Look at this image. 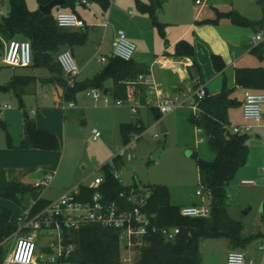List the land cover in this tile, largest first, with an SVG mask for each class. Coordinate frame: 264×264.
<instances>
[{"label": "rangeland", "instance_id": "374dc122", "mask_svg": "<svg viewBox=\"0 0 264 264\" xmlns=\"http://www.w3.org/2000/svg\"><path fill=\"white\" fill-rule=\"evenodd\" d=\"M126 1L129 3L124 9L126 18L116 19L114 17V20H118L119 26H125L123 30L127 37L129 38L128 31H140L144 39L150 43L154 37L159 38L161 34L159 29L154 27L150 14L138 7L137 0ZM148 1L151 3L150 0ZM203 1L201 6L208 11L213 10V7H218L222 11H237L253 21H259L263 17V7L258 0ZM26 3L31 10L39 7L37 0H26ZM155 3L156 18L165 26V33L174 23L186 24L193 20L191 19L192 14L200 7L196 4V0H160L159 3ZM92 5L102 11L98 3L93 2ZM93 7L90 9L81 7L79 10L89 25L88 33L94 36V40L99 38L98 41L102 43H88L83 52L78 51L77 48L71 51L79 71L82 70V73L76 77L78 81L91 78L101 71L106 63L100 62L99 59L102 56L109 57L111 54L108 38L110 32L107 30L111 27L106 29L108 33L104 38L105 29L102 26L94 27V24L96 25L94 20L100 22L102 17L96 18L99 13H95ZM130 9L133 10L134 15L128 13ZM9 10L10 1L0 0V17L7 14ZM140 15L145 17L142 18L145 22L142 21L140 27H135L132 25L133 20L138 19ZM223 21L224 28L221 33L231 40L232 51L242 57L239 65H264V58L259 59L256 55L249 53L250 46L256 44L253 37L261 28L235 24L229 20ZM127 26H130L129 30ZM193 33L194 30L191 35ZM7 41H2L0 35V43L2 42L5 47ZM58 52L59 50L53 53L55 59H57ZM234 71L233 66L226 68L218 82L233 87ZM14 75H30L39 79L30 83L27 91L21 96L24 107L20 105V97L12 90L0 93V118L6 122L5 128L0 126V148L26 150L20 146L24 128L22 118L26 112L31 119L36 121V117L31 114L32 110L38 113L40 128L55 132L60 142L59 150L33 149L32 153L33 150L9 159L6 171L9 178H13L7 180V184L16 181L15 178H21L17 180L33 185L43 173H55L49 188L45 190L35 188L22 199L21 204L12 200H4L0 196V203L13 210L14 218L30 210L33 203L45 191L47 193L43 195L44 197L54 199L80 182L87 186L93 185L95 177L103 173V166L112 161L118 147L123 144L120 123H135L138 119L145 123L146 128L139 133V138L133 148L134 158L114 169V172L119 174L122 183L126 186H134L138 180L144 188L148 184L166 185L170 189L172 202L177 206L202 202V198L196 195L200 188L197 158L213 160L215 154L208 145L206 133L191 121L194 109L190 105L180 106L172 112L161 114L160 118L150 106H143L139 113L132 117L129 101L118 105L113 91L107 94L109 103L105 104L102 99H96L92 94H87L86 90H82L73 99L77 106L70 107V101L63 98V86L57 80H51L54 73L50 67H21L2 63L0 85H7ZM61 76L67 79L64 73ZM108 86H112V81ZM213 86L212 84L210 92H214ZM233 95L243 100L244 90L235 88ZM6 105H10L11 108H5ZM262 117L261 125L258 126L252 121L244 120L240 105L230 110L231 126L252 125L248 139V160L227 185L228 211L232 217L242 223L243 234L249 238V241L245 248L231 246V250H244L247 256L257 264H264V250L259 247L264 243V213L261 212V204L264 201V106ZM162 124L168 129L166 133L161 132ZM95 128L101 132V137L98 139L93 137ZM257 134L261 136V139L256 137ZM8 142L12 146H9ZM159 149H161L160 156L156 161L152 159V155ZM244 179L254 180L256 183L254 185L242 184L241 181ZM38 237L39 255L41 260H45L49 255V242L55 238V235L41 230ZM225 240L227 239H205L201 249L206 264L212 252L210 246L218 245ZM13 243L14 236L5 242L6 254L11 251ZM139 256L140 253L136 247H132L130 251L124 250L122 251L123 264H136Z\"/></svg>", "mask_w": 264, "mask_h": 264}, {"label": "trees", "instance_id": "16d2710c", "mask_svg": "<svg viewBox=\"0 0 264 264\" xmlns=\"http://www.w3.org/2000/svg\"><path fill=\"white\" fill-rule=\"evenodd\" d=\"M10 10L0 17V35L3 40L22 37L28 39L32 44L33 60L30 66L50 67L54 76L51 80H57L63 86V98L70 102L79 91L97 88L104 90L108 87L109 92L113 91L114 97L122 100L139 99L145 102L147 87L137 83L136 79L140 74H148V67L140 62L124 60L112 57L106 62V66L91 78L83 81L75 80L70 85L69 79L63 78V71L54 58L53 53L62 47H72L83 44L88 38L86 25L79 30L64 29L57 25L55 10L63 8L76 12V6L82 0H67L63 5L56 7L49 15L43 14L39 9L31 10L26 0H9ZM52 0H37L39 5H46ZM98 3L104 11H107L112 0H86ZM145 4L137 0L138 7L149 13L154 27L159 29L161 36L166 39L165 26L156 18L155 2L150 0ZM228 19L235 24L251 25L264 28V7L263 17L259 21H253L241 15L237 11H216V17L205 19L200 23L218 24L221 20ZM257 29V30H258ZM252 53L259 59L264 58V44L254 46ZM5 46L0 43V71L2 68V56ZM174 54L189 56L194 59L192 69L200 71L195 61L194 45L181 39L175 44ZM213 61L218 71L226 67L223 57L213 54ZM35 76L15 75L7 85H0V93L12 90L21 97L27 86L36 81ZM112 81V87L109 82ZM235 83L244 88L254 91H264V66L243 67L235 71ZM233 88L224 84L222 90L217 94H209L199 101V113H193L191 121L200 127L207 136V142L215 154L213 160L197 158L199 172V184L212 193L210 201L211 214L208 217H186L180 213L181 206L172 202L170 189L162 184H148L145 189L148 191L146 211L154 215V219L161 225L178 226L180 233L174 240H167L161 235H152L138 250L140 253L136 264H201V244L209 238H225L231 246L245 248L249 238L243 234L242 223L231 216L228 211L227 185L235 176L249 157V134L235 133L230 127L229 110L241 102L231 97ZM24 107L23 101L20 103ZM156 113L157 108L152 107ZM25 121L23 136L20 146L22 148H35L41 150H59L60 142L57 134L53 131L42 129L37 126L35 119L24 112ZM161 117L159 113L158 118ZM0 126L6 127V122L0 118ZM145 124L139 120L135 123H121L120 133L123 143L128 142L135 134L145 130ZM10 141V137H8ZM9 146H12L10 142ZM124 159L114 157L112 164L103 166L104 181L101 184V191L106 199H115L120 192L126 191L130 186L124 185L114 176V169L124 164ZM135 187L138 188L135 183ZM35 187L23 182H9L1 192V198L12 200L21 204L22 199ZM82 198L91 196L93 189L87 185L80 184ZM50 200L39 198L32 205V212L38 211L49 203ZM11 208L0 203V264L6 256L4 244L14 235L18 226ZM77 248L70 260L73 264H123L122 251L119 234L117 231L104 227L100 224H90L79 229L72 230Z\"/></svg>", "mask_w": 264, "mask_h": 264}, {"label": "built area", "instance_id": "2783aa9c", "mask_svg": "<svg viewBox=\"0 0 264 264\" xmlns=\"http://www.w3.org/2000/svg\"><path fill=\"white\" fill-rule=\"evenodd\" d=\"M84 3L90 5V2L86 0ZM197 3H201V0H197ZM130 13H132L131 10ZM55 19L57 25L64 29H81L86 25L85 20L77 12L63 8L55 10ZM253 39L256 43L255 46L264 44V29L257 31ZM135 50L136 44L127 37L125 30L119 29L112 42L110 56H102L99 60L105 63L112 57L131 60ZM32 56L30 40L12 38L6 43L2 62L11 66L26 67L31 65ZM57 61L69 79L70 85H73L80 71L71 50H61ZM136 82L147 87L145 102L141 103L139 100L133 99H118L116 102L118 105H123L129 101L133 113H137L138 108L142 105L155 107L161 114L172 112L180 106L190 105L194 109V113L198 114L199 101L208 95L206 86L201 83H198L189 93L162 95L149 73L140 74ZM90 92L94 98L102 99L105 104L109 103V98L103 90L92 88ZM69 106L73 107L74 103L70 102ZM263 106L264 91L244 90L243 116L246 121L261 125ZM5 108H11V106L6 105ZM32 113L36 114V111L32 110ZM23 121H25V116ZM230 129L235 133L249 134L252 125H236L231 126ZM93 135L94 139H98L101 136L100 130L93 129ZM138 138L139 134H135L128 142L119 146L115 157L123 158L125 162L131 161L134 158L133 148ZM114 176L121 181L117 172H114ZM54 177V172L46 174L37 179L33 185L37 189L45 190L51 186ZM103 181L102 174L95 177L93 185L88 186L93 189L88 198L81 197L80 185H76L67 189L59 197L50 200L38 211L33 213L30 209L17 216L15 221L18 229L13 235L14 243L2 264H73L70 257L77 248V244L73 241L72 230L90 224H100L117 231L125 251H130L132 247L139 249L148 238L155 234L161 235L167 240L176 239L180 228L156 222L154 215L146 211L147 196L137 187L130 186L128 190L120 192L117 198L106 199L101 191ZM241 182L245 185L256 183L250 179H244ZM196 195L202 198V202L183 205L180 208V213L186 217L210 216L212 193L200 186ZM41 230L49 231L55 235V238L49 242V255L45 260H41L38 251L37 240ZM261 249L264 250V243L261 245ZM227 262L228 264H257L247 256L244 250L229 251Z\"/></svg>", "mask_w": 264, "mask_h": 264}, {"label": "crops", "instance_id": "0c3cea01", "mask_svg": "<svg viewBox=\"0 0 264 264\" xmlns=\"http://www.w3.org/2000/svg\"><path fill=\"white\" fill-rule=\"evenodd\" d=\"M139 1L142 3H145V4H148V2H149L148 0H139ZM92 3L93 2H90L89 3L90 5H87L84 3V0H82V2H80L76 6V12L84 20H85V18L82 15V13L80 12L79 8L83 7L85 9H90L93 7ZM203 3H204L203 0H201V3H197V0H196V4L200 5V7H198L196 12H194L192 14L191 19H193V20L187 22L186 24H181V23L172 24V26L167 30L166 39H164L161 36L159 38L154 37V40L152 41V43H150L144 39V36L142 35V33L140 31H133V32L128 31L129 39L132 40L136 44V50H135L133 59L137 62L145 64L148 67L149 74L153 77L155 85H156L158 91L162 95H171L174 93H189L190 91H192L197 86L198 83L205 85L207 92L209 94H217L222 90V88L225 84V83L222 84V83L218 82V80H219L220 76L225 73L226 68L233 66L235 68V71H236V69L243 68V67L264 66V65H258V66H245V65L241 66V65H239V61L241 60L242 57L236 55V53H234L232 51L231 40L229 38L225 37L221 33V30L224 28L222 25L223 20H221L218 24L200 23L199 22V21H202L205 19L215 18L216 17V11L219 10L218 7H213L214 8L213 10L208 11L205 9V7L201 6ZM111 4H113V6H111L107 11H104L103 9L101 11L100 9L97 10L96 8H94V7L93 8L96 11L95 13H99L96 16V18L98 16L102 17L100 22L94 20L95 21L94 23H96V25L94 24V27L102 26L105 29L106 33H104V38L107 37V33H108L107 30L110 32V33H108L109 34L108 38L110 39L109 44L112 48V42L116 38L118 30L119 29H125V28H123L125 26H123V25L119 26L120 24H119L118 20H114V17L116 19L123 18V17L126 18V13H125L124 9H125L126 5L129 3L126 0H112ZM262 7H264V6H262ZM130 10L132 11V13H130ZM130 10L128 11V13L130 15H134L135 13L133 12V10L132 9H130ZM220 11H222V10H220ZM141 16L142 15H140L138 17V19H134L133 20L134 24H132V25H134L135 27H140L142 21L145 22V19H142L145 17H141ZM226 20H228V19H225V21H223V22H226ZM85 23H86V27L89 29V25L87 24L86 20H85ZM170 25H171V23H170ZM109 27H111V28L107 29ZM129 27L130 26H127L128 30L130 29ZM72 30H79V29H72ZM193 30H194V33L191 35V32ZM256 31H257V29H256ZM20 39H22V38H20ZM181 39H185L194 45L195 61L198 63V65L200 67L199 72L196 71L195 69H192L193 63H194V59L192 57L180 56V55L174 54L175 44L178 41H180ZM98 40H99V38L97 40H94V36L90 35L88 33V38H87V41L85 43L80 44V45H75L73 48L72 47H62L59 50V52L63 49H70L71 51H74V48H77L78 51L83 52L88 43H92V44H101L102 43V41L99 42ZM253 47L254 46H250V49H249V53H251V54H253L251 51ZM213 54H219L223 57V59L226 63V67L222 71L217 70V68L214 64V61H213ZM26 67H29V66H26ZM235 71H234V76H233L234 77V86L233 87L227 86V87L233 88V91L235 90V88L238 90H245L244 88L238 86L235 83ZM81 73H82V70L80 71V74ZM21 76H24V75H21ZM37 79H39V78H37ZM212 84L214 85L213 86L214 92H210V87L212 86ZM26 91H27V88H26L25 92ZM86 93L91 94L90 89H87ZM231 97H234L238 101L241 102L240 106H241L242 116H243V100H244V98H243V100H240L239 98H237L233 95V92L231 94ZM20 99H22V98L20 97ZM133 100H139V99L137 98V99H133ZM73 103H74L73 107H76L77 106L76 102H73ZM143 106H148V105L140 106L137 110V113L132 112V117H135V115H137L139 113L140 108ZM151 109L153 110L152 107H151ZM230 110H229V119H230ZM157 111H158V109H157ZM159 113H156L157 117H158ZM31 114L34 117H36L37 126L41 127L40 126V118L38 117V113L36 112V114H33L31 111ZM243 118H244V116H243ZM22 120H23V118H22ZM139 120H141V119H138L137 121H139ZM122 123H126V122H122ZM230 123H231V121H230ZM167 131H168V129H167ZM93 137H94V135H93ZM33 149H35V148H26V150L25 149L24 150H22V149H11L10 150L6 147L0 148V193L3 190V187H5V185L7 184V180H10V178L11 179L13 178V177L9 178V176L7 175V171H6V166H7L6 164H8L9 159L12 157H16L19 154L23 155L26 152H30ZM37 150H39V149H37ZM32 152H34V150L31 151V153ZM109 163H112V161ZM45 174H47V173H43L42 175H40V177L44 176ZM40 177H38L37 179H39ZM15 179H16V181H18L17 179H21V178H15ZM16 181H14V182H16ZM80 184H83V183L80 182L76 185H80ZM45 193H47V191H45ZM45 193L43 195H45ZM43 195L41 194L39 196V198L52 200L51 197L50 198L44 197ZM194 203H197V202H194ZM201 246H202V244H201ZM210 247H212V252L210 253V258H209L208 264H228V262H227L228 253H229V251H231V248H232L231 244L228 240L222 241L218 245L210 246ZM259 247L261 249V245ZM201 251H202V249H201ZM201 264H206V259L203 257V254H202V263Z\"/></svg>", "mask_w": 264, "mask_h": 264}, {"label": "water", "instance_id": "95a60500", "mask_svg": "<svg viewBox=\"0 0 264 264\" xmlns=\"http://www.w3.org/2000/svg\"><path fill=\"white\" fill-rule=\"evenodd\" d=\"M67 0H52L51 2H49L48 4L46 5H39L38 9L45 15H49L53 12V10L56 8V7H59L61 5H63ZM258 3L261 5V6H264V0H258ZM104 94H108L109 93V89L108 87H106L104 90H103ZM20 103L22 102V99L19 100ZM161 132L165 133L167 132V128H165V126L162 125L161 127ZM256 137H258L259 139H261V136L259 135H256ZM160 151L161 149H159L158 151H156L153 155H152V159L154 160H158L159 159V156H160ZM95 163H97V160H95ZM130 169H132V167H130ZM136 184L138 186V189L143 192L147 197L149 196V193L148 191L142 186V184L140 183V181L136 180ZM261 212L264 213V201L262 202L261 204Z\"/></svg>", "mask_w": 264, "mask_h": 264}]
</instances>
